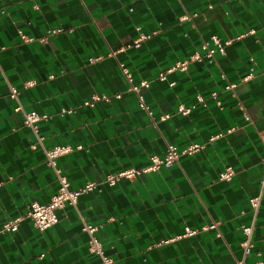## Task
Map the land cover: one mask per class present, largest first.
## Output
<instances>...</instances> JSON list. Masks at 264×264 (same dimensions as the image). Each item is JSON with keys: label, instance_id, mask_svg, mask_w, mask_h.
<instances>
[{"label": "crops", "instance_id": "1", "mask_svg": "<svg viewBox=\"0 0 264 264\" xmlns=\"http://www.w3.org/2000/svg\"><path fill=\"white\" fill-rule=\"evenodd\" d=\"M141 33L149 36L133 45ZM214 33L232 39L225 52L159 77ZM45 34V41L25 39ZM121 64L134 83L149 81L141 92L152 113ZM28 80L35 83L24 86ZM228 82L235 86L225 89ZM11 85L19 86L16 98ZM95 93L111 98L84 104ZM18 103L50 115L37 121L41 141ZM261 130L264 0H0V264H100L84 220L98 226L116 264H234L243 255V225L254 220L249 199L264 178ZM193 142L204 146L170 167L103 181L147 164L168 143ZM57 144L73 146L58 157L71 186L97 180V187L57 208L59 220L43 230L22 217L18 229L3 231L7 219L58 190L45 153ZM228 166L235 173L220 179ZM255 221L249 263L264 251V194ZM186 227L197 230L185 234Z\"/></svg>", "mask_w": 264, "mask_h": 264}, {"label": "built area", "instance_id": "2", "mask_svg": "<svg viewBox=\"0 0 264 264\" xmlns=\"http://www.w3.org/2000/svg\"><path fill=\"white\" fill-rule=\"evenodd\" d=\"M193 14H196L194 12ZM59 30V28H51L49 29V32H55ZM149 35L147 33H141L138 38L134 40L132 43L135 46H139L141 41L148 37ZM27 40H34L38 39L40 41H45L47 39V35H41L39 37H33V36H27L25 37ZM232 39H223L219 34H212L210 38L204 39L201 43V49L196 50L194 53H192L190 56H188L185 59H181L176 61L173 65H171L168 69L163 70L159 73V77L161 79L166 78V72L171 71L174 69H180L185 70L190 67L192 63H194L197 60H203L204 58L212 59L215 57V54L217 51L219 52H225V46L227 43H229ZM100 56H94L91 57V61H95L99 59ZM122 70L127 76V78L130 81V89L134 90L138 94L139 98V104L141 107L147 109L149 113H152V110L150 109L149 105L146 103L144 95L141 92V88L143 86H148L149 81L147 79H143L140 81V83H134L133 82V74L131 70L124 64H121ZM34 80H28L24 82V86H29L34 84ZM172 84L174 81L171 82ZM235 86V83L228 82L224 85L225 89L233 88ZM19 93V86L18 85H11L10 87V95L14 98L17 97ZM214 97L217 96V91H212L211 93ZM116 96H121V93H117ZM111 96L106 93H95L92 95L91 98L86 99L84 101V104L86 105H94L97 100L100 99H110ZM198 99L200 101H205V97L201 94L198 95ZM217 104H222V99L217 97L216 99ZM243 108V105H241ZM16 110H22L24 112V123L27 125H30L36 132L39 141L43 139V136L38 133V124L37 121L41 118H47L50 115L46 113H39L36 110H25L22 103H18L15 106ZM74 109V106L69 107H63L60 110V113H64L66 111L71 112ZM191 109V106L185 105L184 103H180L178 105V110L182 113H189ZM244 109V108H243ZM169 115V113L162 114V118H166ZM245 118L249 119L250 116L247 113L246 110H244ZM233 128H229L228 130H232ZM223 131L213 134L210 136V140H214L218 135H221ZM260 135L262 138V141L264 143V130L260 131ZM204 146V143L199 142H193L188 144L187 146L183 148H179L174 143H168V145L165 148V151L163 154H153L150 157V161L147 164L136 166L132 165L129 167H125L122 169H119L114 172H110L106 175V177L103 179V181L108 182L109 184H114L116 181L122 177L126 178H133L137 174L142 172H149L152 170H158L162 167H170L174 163L178 162L180 159V156L184 153H194L198 150H200ZM73 149V146L70 144H57L50 148H45L46 153V163L48 166L53 168L54 172L56 173V176L59 180V187L58 190L52 195L51 199L47 202H41L38 200H34L31 202V205L29 209L24 213L23 216L10 218L5 221L3 224L2 230L11 231L16 230L19 227V222L22 217H30L34 224L41 230L53 225L59 220V217L57 215V208L62 207L66 203H70L72 205H77V201L79 198V195L83 192L90 191L97 187L99 181L97 180H88L85 183L79 185V186H71V182L67 175L63 172L62 167L58 163V157L61 154H64L66 152H69ZM235 173V169L232 166L226 167V169L222 170L219 173L220 179H230L233 174ZM261 190L260 193L257 195H254L250 197V205L254 211V220L250 224L243 225V237L240 240V245L242 248V257L238 258L234 264H264V251L260 252L261 256L254 262H247L246 256L251 252L252 247L254 245L253 242V231L254 227L256 225V213L257 210L260 207L261 198L264 194V178L261 180ZM216 223H211L207 227H215ZM263 231H262V239L264 240V223H263ZM83 229L88 231L89 233V248L91 251L98 252L101 257V263L100 264H116V261L114 257L107 254L103 248L102 242L100 238L96 235V229L98 228L97 225L83 221ZM197 229H193L190 227H186L185 234H193L196 232Z\"/></svg>", "mask_w": 264, "mask_h": 264}]
</instances>
